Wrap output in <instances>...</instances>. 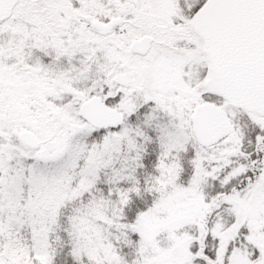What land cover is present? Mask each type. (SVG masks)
<instances>
[{"label":"snow or ice","instance_id":"6c2138e0","mask_svg":"<svg viewBox=\"0 0 264 264\" xmlns=\"http://www.w3.org/2000/svg\"><path fill=\"white\" fill-rule=\"evenodd\" d=\"M0 264H264V0H0Z\"/></svg>","mask_w":264,"mask_h":264}]
</instances>
